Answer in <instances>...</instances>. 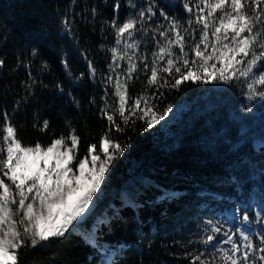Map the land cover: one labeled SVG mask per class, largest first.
<instances>
[{
  "label": "snow or ice",
  "instance_id": "snow-or-ice-1",
  "mask_svg": "<svg viewBox=\"0 0 264 264\" xmlns=\"http://www.w3.org/2000/svg\"><path fill=\"white\" fill-rule=\"evenodd\" d=\"M15 10L0 25V264L25 249L24 264L52 250L75 264L65 246L88 264H264V0ZM206 85L231 94L227 116L193 113L167 159L117 173L135 135L178 115L170 95Z\"/></svg>",
  "mask_w": 264,
  "mask_h": 264
},
{
  "label": "trees",
  "instance_id": "trees-1",
  "mask_svg": "<svg viewBox=\"0 0 264 264\" xmlns=\"http://www.w3.org/2000/svg\"><path fill=\"white\" fill-rule=\"evenodd\" d=\"M16 0H0V25L7 24L9 27H16L17 20L15 10ZM35 42H40L39 40ZM11 51V48L8 49ZM177 106V116H174L169 124L165 127H158L151 134H140L133 137L134 143L131 149V154L127 160H118L115 162L117 173H125L126 170L138 161H148L152 158H157V161L167 159L165 153V145L173 142L174 134L184 121L190 120L193 113L202 112L212 106L224 111L228 115L227 106L231 102V94L222 92L216 89L213 85H206L200 88L192 86V89L187 94H178L169 96ZM99 126L93 129L91 134L87 136V143H97ZM43 142H48V137H39ZM33 137L29 136V140ZM27 142V141H26ZM86 153L85 140L82 139L78 151V158H82ZM75 163V162H74ZM205 201L202 199L201 203ZM211 204V200L207 201ZM226 211L227 209H218ZM67 253L75 259V264H88L87 249L82 246H65ZM29 250L25 249L20 253L21 264H24V258ZM161 259L167 258L171 264V258L166 257L165 253H160ZM64 258L59 250L50 252H36L29 261V264H51L52 261ZM95 264V262H93Z\"/></svg>",
  "mask_w": 264,
  "mask_h": 264
}]
</instances>
